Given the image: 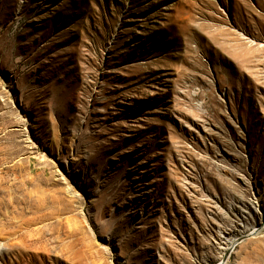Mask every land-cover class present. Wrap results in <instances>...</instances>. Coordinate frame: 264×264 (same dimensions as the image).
Returning <instances> with one entry per match:
<instances>
[{
  "label": "rangeland",
  "instance_id": "374dc122",
  "mask_svg": "<svg viewBox=\"0 0 264 264\" xmlns=\"http://www.w3.org/2000/svg\"><path fill=\"white\" fill-rule=\"evenodd\" d=\"M263 218L264 0H0V264H264Z\"/></svg>",
  "mask_w": 264,
  "mask_h": 264
},
{
  "label": "bare ground",
  "instance_id": "6f19581e",
  "mask_svg": "<svg viewBox=\"0 0 264 264\" xmlns=\"http://www.w3.org/2000/svg\"><path fill=\"white\" fill-rule=\"evenodd\" d=\"M264 228V218L262 219V221L260 222V224L259 225H254V227H253V230L250 232V234L252 233V234H256V233H258L259 231H261L262 229ZM223 237H225V236H223ZM225 239H226V241H228V242H230V243H233L234 241V238L233 237H225ZM220 248L221 249H226V250H230L231 249V247L229 246V247H226V246H224V245H221L220 246ZM221 264V263H220Z\"/></svg>",
  "mask_w": 264,
  "mask_h": 264
},
{
  "label": "water",
  "instance_id": "95a60500",
  "mask_svg": "<svg viewBox=\"0 0 264 264\" xmlns=\"http://www.w3.org/2000/svg\"><path fill=\"white\" fill-rule=\"evenodd\" d=\"M225 260H226V258H224V259H223L222 263H224V262H225ZM222 263H221V264H222Z\"/></svg>",
  "mask_w": 264,
  "mask_h": 264
}]
</instances>
